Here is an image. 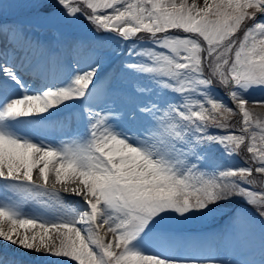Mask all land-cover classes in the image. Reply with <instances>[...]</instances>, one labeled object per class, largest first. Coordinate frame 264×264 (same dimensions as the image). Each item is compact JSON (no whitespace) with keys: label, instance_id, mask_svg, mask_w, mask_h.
I'll return each mask as SVG.
<instances>
[{"label":"snow or ice","instance_id":"6c2138e0","mask_svg":"<svg viewBox=\"0 0 264 264\" xmlns=\"http://www.w3.org/2000/svg\"><path fill=\"white\" fill-rule=\"evenodd\" d=\"M0 57V241L29 264H264V0H0ZM192 218L223 223L186 255Z\"/></svg>","mask_w":264,"mask_h":264},{"label":"rangeland","instance_id":"374dc122","mask_svg":"<svg viewBox=\"0 0 264 264\" xmlns=\"http://www.w3.org/2000/svg\"><path fill=\"white\" fill-rule=\"evenodd\" d=\"M142 35V34H141ZM146 35V34H145ZM116 65H112L111 68H112V71L115 69ZM251 95L254 97V98H260L262 95H264V93H262L260 90H253ZM249 109L250 110H253V111H256V112H262L264 111V109H261L259 108L258 106L256 105H253V104H249L248 105ZM238 119V118H237ZM236 118H233V122H235ZM243 153L241 154V156H237L233 159L232 161V164L233 166H242L244 164V160H243ZM224 166L227 167L228 166V163L227 161H224L223 162ZM257 181H258V184L261 183V182H264V178H261V177H257ZM74 206V205H73ZM26 207H29V206H26ZM198 220H201V218H192L188 221H185L183 223H176V224H180L181 226H191V230L186 234V230H179L178 233L182 234V239H186V237H188L189 241L192 240V238L194 237H197V236H201L204 234V236L206 235V232L207 230L213 228V227H221V224L223 223V219H218V223L214 224L212 227H209L210 225H207L206 228L204 229H201L199 227H196L195 224H197L196 222ZM215 223V222H214ZM212 225V224H211ZM197 229H201L200 231H196ZM206 229V230H205ZM205 230V231H204Z\"/></svg>","mask_w":264,"mask_h":264},{"label":"bare ground","instance_id":"6f19581e","mask_svg":"<svg viewBox=\"0 0 264 264\" xmlns=\"http://www.w3.org/2000/svg\"><path fill=\"white\" fill-rule=\"evenodd\" d=\"M106 71L111 72V69L109 68ZM26 79L31 80V77H26ZM71 198L72 199H79V197H71ZM25 253H26V250H23V249L19 248L18 246L11 245V244H8L7 242L0 241V256H5L9 259H11V258L22 259L25 262V264H29V262L33 259V257L31 256L30 253H27V254H25ZM190 254H193V253L188 252L186 255H190ZM23 255L26 257L29 256L30 261L24 260ZM18 256H22V257L19 258Z\"/></svg>","mask_w":264,"mask_h":264}]
</instances>
